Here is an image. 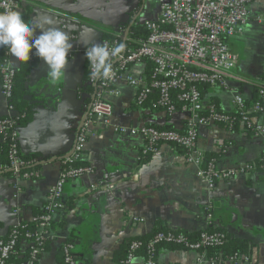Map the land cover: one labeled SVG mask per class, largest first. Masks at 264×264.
Returning a JSON list of instances; mask_svg holds the SVG:
<instances>
[{
    "label": "crops",
    "instance_id": "obj_1",
    "mask_svg": "<svg viewBox=\"0 0 264 264\" xmlns=\"http://www.w3.org/2000/svg\"><path fill=\"white\" fill-rule=\"evenodd\" d=\"M16 1V12L29 8L28 17L36 26V35L50 27L47 21L51 20V26L65 31L72 49L79 47L80 52L68 57L64 74L56 83L50 80L48 66L39 57L27 74L21 95L33 103V108L28 121L18 128V149L22 155L38 154L37 176L21 181L16 190L10 174L0 172V239L13 223L31 222L42 213L48 189L58 179L61 157L73 144L92 93L85 81L88 66L83 48L102 40L101 26L114 28L115 32L117 24L130 16L134 20L142 14V23L157 13V9L146 7V0ZM261 14L264 0H254L241 32L226 39L237 55V64L228 78L229 89L200 85L206 105L233 112L234 93L247 102L254 99L264 77V24L257 21ZM9 61L15 69L20 65L11 53ZM128 69L132 75L143 77L145 64H131ZM114 87L118 95H107L113 125L182 130L190 117L181 106L170 114L154 108L150 101L154 94L137 106V90L122 78ZM5 113L0 89V115ZM260 120L264 124V112ZM144 145L139 135L121 134L94 124L88 128L81 163L90 167V172L65 182L64 210L54 214L51 238L37 264H65L61 244L70 239L77 264H116L127 239L162 226L188 234L210 227L223 229L231 237L247 241L250 251L248 261L224 260L220 264H264V171L256 166L264 151V135H248L239 125L234 130L217 123L199 125L197 146L215 158L217 168L254 164V170L219 181L210 189L197 176L196 167L185 162L181 149L160 144L153 154L143 155ZM159 219L162 223L157 225ZM19 250H25V241H20ZM207 258V254L202 256L197 251L163 246L155 259L157 264H209ZM144 261V255L138 253L131 264Z\"/></svg>",
    "mask_w": 264,
    "mask_h": 264
},
{
    "label": "built area",
    "instance_id": "obj_2",
    "mask_svg": "<svg viewBox=\"0 0 264 264\" xmlns=\"http://www.w3.org/2000/svg\"><path fill=\"white\" fill-rule=\"evenodd\" d=\"M254 0H158L155 18L143 21L147 31L145 39L139 40L133 49H124L112 62L113 77L102 80L91 77L87 61L88 74L86 83L92 89L85 115L79 123L70 150L61 157L62 169L58 179L47 193L43 211L35 216L31 223L17 221L13 223L4 238L0 239V264H10L13 256L21 259L18 264H37L38 257L51 238L53 216L64 210L63 188L68 179L90 172L86 165H74L82 158L88 128L91 125L111 128L117 133H129L142 136L145 145L143 155L153 154L160 144L180 147L185 162L196 167V174L203 179L208 188H213L219 181H225L238 173L254 170L253 163H244L231 168L219 169L214 159L206 161L204 152L197 146V128L208 123L223 124L232 127L236 123L242 130H249L253 135H264V124L258 119L264 112V77L257 86L254 99L247 102L240 94L234 93L233 105L239 120L234 115L218 111L214 105L203 102L200 85L219 86L229 89L228 78L237 64V55L233 53L226 39L239 34L249 16V5ZM16 0H0V13L17 11ZM257 21L264 24V14L257 16ZM127 38L126 30L116 27L112 40H101L97 44H106L109 49L123 43ZM91 46L83 48L90 50ZM80 52L79 47L72 49L69 57ZM5 57L0 60V89L4 102L5 114L0 117V132L10 141L7 152L9 163L6 168L0 165V172L9 171L13 187L19 190L20 182L36 177L35 171H23L27 163L20 158L18 149L19 129L14 126L15 110L10 104L15 68L9 61L10 51L4 47ZM148 60L153 64L152 79L134 76L129 72L131 64ZM124 81L137 90L134 102L142 106L152 94L157 99L154 106L161 107L166 113H172L175 102L190 113L185 130L158 128L153 125L139 127L117 126L111 123L112 104L107 95H118L114 84ZM205 112L206 114H204ZM206 161V163H205ZM257 166L264 171V151ZM17 209L13 210L16 213ZM210 217V214L208 215ZM135 221H142L134 217ZM34 224V227L31 225ZM226 239L223 232L200 231L196 238L189 237L184 231L163 230L154 234L146 245L148 255L144 264H157L156 247L160 243L177 245L180 248L197 251L202 256L207 248L220 246ZM20 241H25V250H19ZM140 243L133 241L129 246L125 264H131L134 252ZM23 253V254H20ZM61 253L65 264H77L75 245L71 241L61 244ZM209 264H220L222 257H208ZM226 261L239 263L248 261L247 256Z\"/></svg>",
    "mask_w": 264,
    "mask_h": 264
},
{
    "label": "trees",
    "instance_id": "obj_3",
    "mask_svg": "<svg viewBox=\"0 0 264 264\" xmlns=\"http://www.w3.org/2000/svg\"><path fill=\"white\" fill-rule=\"evenodd\" d=\"M19 13L21 14V16L23 17L25 22L31 23L29 20V17H28L29 13H30L29 8L25 9V11L19 12ZM117 27H120L126 31L128 29L127 38L124 41V44L126 45V47H125L126 49H133L134 47H136L139 40L145 39L147 36V31H145V29L143 28L142 23H140L138 18H135L133 20L132 16H130L125 21L119 22L117 24ZM99 29L102 32L101 33L102 34V36H101L102 40H112L115 37L114 28L101 26V27H99ZM4 57H5L4 47H0V60L3 59ZM37 58H38L37 56L31 55V58L29 61H27V62L20 61V65L18 66V68L15 69V72H14L13 88H12V93L10 96V104L12 105V108L16 112V116L14 117V126L18 127V128H20L22 125H24L28 121L29 115L31 114V111L33 108V103L29 102L27 99H24L23 96L21 95V93H24V91H25L24 85H25L27 74H28L30 68H32L35 65ZM142 63L145 64V71H144L143 77L146 81H149L152 79V75H153V64L148 60H144V61H142ZM86 88H87V85H86ZM199 89H200V86H199ZM151 96H150V98H151ZM152 97L153 98H151L150 101H151V104L153 105V103H155V101L157 99L156 93H154V96H152ZM173 101L175 102L176 108L181 106L180 102H178V101L176 102L174 96H173ZM154 108L159 109V110H163L161 107H158V106H154ZM217 110L221 111L219 109H217ZM203 113L206 114L205 112H203ZM227 113L234 115L233 117H234L235 122H237L239 120V118L237 117V113L235 111L227 112ZM0 117H3V116L0 115ZM258 119H260V116H258ZM220 125H223V124H220ZM237 126H238V123H236L232 127H226V126L225 127L229 128L231 130L232 129L234 130V129H237ZM158 128H160V127H158ZM184 130H185V127L179 131H184ZM243 131L248 135H253V133L249 130H243ZM9 143H10V141L8 139H5V136L0 132V152H1L0 165L4 168H6V166L9 163L8 156H7V152L9 149ZM178 148L181 149L180 147H178ZM19 155H20V158L23 159L27 163V165L22 169V172L23 171H35L36 170V167H37L36 162L38 160V157H37L38 154L22 155L21 153H19ZM205 157H206L205 158L206 161L209 159L215 160V158L211 155H208V156L205 155ZM206 161H205V163H206ZM74 165H82L81 160L74 163ZM1 173L9 174V171L6 170V171H3ZM31 178H36V177H31ZM27 223H31V222H27ZM161 223H162V220H160V219L157 220V225L161 224ZM31 227H34V224H32ZM163 230H169V229H167L164 226L155 227L151 232H149L145 235H142L139 237H134V238L132 237V238L127 239L124 242L121 251H119V253L117 254L116 264H125L126 257H127L128 251H129V246L133 241H137L140 243V247H139V249H137L134 252V256H136L138 253H142L144 255V257L146 258L148 255L146 245L148 244V242L154 236L155 233H157L159 231H163ZM206 231H209V232L219 231V232H223L226 236L225 241L220 246L206 249L205 252H206L208 257H218L219 255H221V257L224 260H228L231 257L238 260L242 256H248L249 255L250 244L247 241L233 238L229 235V233H227L223 229H219V228L213 229L212 227H210ZM199 232L191 233V234H189V237L196 238L198 236ZM69 241L72 242L71 239ZM163 246L169 247V248H180L177 245H173V244H169V243H160L156 247L157 249H156L155 255H157L158 250ZM20 254H23V253H20ZM20 259L21 258L19 256H13L10 259V263L11 264H18ZM62 260H63V257H62Z\"/></svg>",
    "mask_w": 264,
    "mask_h": 264
},
{
    "label": "clouds",
    "instance_id": "obj_4",
    "mask_svg": "<svg viewBox=\"0 0 264 264\" xmlns=\"http://www.w3.org/2000/svg\"><path fill=\"white\" fill-rule=\"evenodd\" d=\"M36 35V26L25 22L19 12L0 13V47H7L19 61H29L31 55L41 58L49 69V78L58 82L64 74L73 43L69 35L52 25ZM126 45L121 43L109 49L106 44H94L85 50L90 65L91 77L111 80L114 73L113 58L121 55Z\"/></svg>",
    "mask_w": 264,
    "mask_h": 264
},
{
    "label": "rangeland",
    "instance_id": "obj_5",
    "mask_svg": "<svg viewBox=\"0 0 264 264\" xmlns=\"http://www.w3.org/2000/svg\"><path fill=\"white\" fill-rule=\"evenodd\" d=\"M145 2L146 7L148 6V8L152 11H155L158 8V0H146ZM138 17L139 21L144 20V16L142 14L138 13Z\"/></svg>",
    "mask_w": 264,
    "mask_h": 264
},
{
    "label": "water",
    "instance_id": "obj_6",
    "mask_svg": "<svg viewBox=\"0 0 264 264\" xmlns=\"http://www.w3.org/2000/svg\"><path fill=\"white\" fill-rule=\"evenodd\" d=\"M127 32H128V29H127V31H126V34H127Z\"/></svg>",
    "mask_w": 264,
    "mask_h": 264
}]
</instances>
